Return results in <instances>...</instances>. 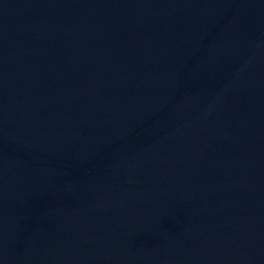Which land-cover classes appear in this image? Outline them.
<instances>
[{
    "label": "water",
    "instance_id": "water-1",
    "mask_svg": "<svg viewBox=\"0 0 264 264\" xmlns=\"http://www.w3.org/2000/svg\"><path fill=\"white\" fill-rule=\"evenodd\" d=\"M0 264H264V0H0Z\"/></svg>",
    "mask_w": 264,
    "mask_h": 264
}]
</instances>
